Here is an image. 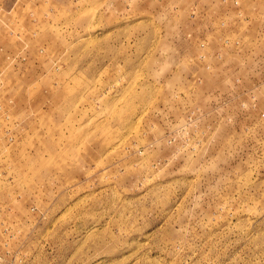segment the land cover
<instances>
[{
    "label": "rangeland",
    "instance_id": "obj_1",
    "mask_svg": "<svg viewBox=\"0 0 264 264\" xmlns=\"http://www.w3.org/2000/svg\"><path fill=\"white\" fill-rule=\"evenodd\" d=\"M0 264H264V0H0Z\"/></svg>",
    "mask_w": 264,
    "mask_h": 264
}]
</instances>
